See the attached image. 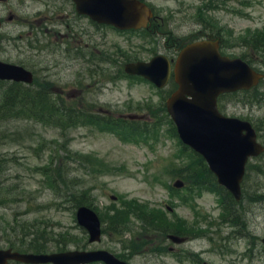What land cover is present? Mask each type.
Listing matches in <instances>:
<instances>
[{
  "label": "rangeland",
  "instance_id": "1",
  "mask_svg": "<svg viewBox=\"0 0 264 264\" xmlns=\"http://www.w3.org/2000/svg\"><path fill=\"white\" fill-rule=\"evenodd\" d=\"M149 1L160 15L166 17L170 29L177 36L197 32L196 30L200 27L196 23L201 20L209 22L210 26L217 27L212 26L214 31L224 37V49L231 55L237 56L246 52L247 44L251 42L254 33L264 34V0H218V8L207 9V12L199 8L207 0ZM47 3L48 0H0V16L4 20L2 32L5 34L19 32L21 25L26 24V21H21L26 18L30 22H36L46 13ZM60 5L65 8L68 6V4ZM10 15L15 18L9 20ZM82 26L85 31H91L90 25L86 22H83ZM100 32L102 36L98 34L93 40L104 43V47L110 48L113 43L127 46L125 39L128 35H122L108 28L101 29ZM131 39L135 43L138 42L135 36ZM85 41H87L86 37ZM14 48L7 40H4L0 47V59L23 61L33 65L32 62L35 64L38 58L42 57L24 55L20 48L17 51ZM164 48L161 44L158 51L163 53ZM256 54L255 66L264 68V54ZM35 67L38 69L36 65ZM42 72H45L48 88L58 91L59 86L64 85L66 92L79 91L78 87L69 84L73 81L72 75L59 77L43 69ZM65 84L68 85L65 86ZM262 96L264 97V94ZM85 97L86 102H94L96 107L101 105L104 109L114 112L115 116H126L134 113L146 114L143 103L149 102L153 105L158 102L160 95L147 83L124 80L116 83L96 82L90 87L89 92L85 93ZM223 107L224 113L242 119L248 118L251 122L259 123L260 119L264 118V103L248 106L237 103L235 97H229L223 101ZM160 112L156 111L157 115H161L160 120L155 122L154 126L148 125L156 135H145L140 133L142 131L133 132L134 138H127V140H120L117 134L104 132L103 128L91 125H79L68 129L67 138L61 137L54 127L42 126L30 120H13L3 127L0 125V135L3 136L0 137V152L6 157L17 159V163L12 167V175L16 173L12 181L24 185L28 191L37 196L38 202H48V209L44 208L41 212L31 210L29 214L18 217L11 213L14 209L13 205L21 206V210L16 211H22L27 210L28 206L36 209L37 204L23 201L19 204H9L5 208L0 207L2 237L0 247L6 248L4 239L13 236L15 232V229H10V225L23 227V233L27 234L29 231L26 226L29 223L45 219L42 222H46L50 227L44 225L42 227L50 232L49 238H52L53 233L58 230L67 231L74 235L77 241L85 243L84 248H101L116 254L122 253L131 264H264V252L260 245L254 243L252 246L256 252L255 258H243L241 253L247 247H251L246 239L239 236L229 241H221L215 234L212 235L205 230V228L208 229L211 220L219 218L222 211L214 192L201 191L196 195L197 200L192 208L182 200L180 201V195L169 188L175 179L173 172L179 167V162H175L178 157L179 143L174 137L168 116L161 109ZM139 128L143 130L146 126L139 124ZM66 143H68L67 149L63 148ZM53 158L59 167L69 166L71 170L76 169L79 176L78 184L89 191L90 201L96 205L97 211L106 223V234L102 236L99 243L89 244L87 237H81L79 227L69 210L54 208L52 201L58 203L55 199L56 192L34 172L36 167L45 168L52 165ZM89 160L96 165L99 172H93V174L89 173L91 171L87 168L81 170L77 168L79 162L88 164ZM262 160L264 156L262 159H253L251 162L257 165ZM173 162L176 164L172 166ZM180 163H183V160ZM248 173L250 177L249 181L247 180V187L249 191H253L255 186L253 180L263 181L264 179L260 175L250 173V170ZM109 195H114L116 199H110ZM131 198L136 200L132 202ZM118 199H123V203L127 206H122L123 203ZM140 201L149 202L153 209L163 212L162 217L170 224H179L184 228L187 233L185 236L188 238L186 242L175 244L165 239L164 234L150 237L138 230L134 234L121 235L120 225L122 224L117 222L118 227L115 228L116 215L125 210L132 211L133 209L129 208L130 205H144ZM167 206L171 207V213L164 210ZM120 208L122 210L119 212ZM243 208L246 210L250 233L257 237H264V203L251 202L247 198L243 202ZM13 218H16L18 223L8 225ZM124 218L126 219V216ZM134 219L131 216L129 218L130 229L139 228ZM156 225L158 224L155 223ZM5 227H7L6 230ZM200 227H204L203 230H199ZM223 235H225L224 232ZM48 239L44 241L47 245ZM49 245L52 243L50 242ZM71 248H74L73 244L68 245V249ZM177 256L181 258V262L177 260Z\"/></svg>",
  "mask_w": 264,
  "mask_h": 264
},
{
  "label": "water",
  "instance_id": "2",
  "mask_svg": "<svg viewBox=\"0 0 264 264\" xmlns=\"http://www.w3.org/2000/svg\"><path fill=\"white\" fill-rule=\"evenodd\" d=\"M77 8L93 18L119 27L138 26L148 18L147 9L134 0H75ZM140 72L150 73L148 66L140 65ZM1 76L13 77L10 67L1 70ZM179 89L168 100V111L178 126L182 140L191 144L209 161L210 168L218 174L220 182L228 185L239 196V181L248 155L261 151L254 141V132L244 122L222 117L216 110V95L221 91L247 88L259 75L240 59L220 56L217 45L201 41L187 46L179 57L175 72ZM191 96V98H187ZM243 129L246 133H242ZM79 222L90 232V240L98 238V221L85 208L78 211ZM172 239L178 238L171 236ZM264 243V239L262 240ZM5 255L27 262L52 260L57 264H76L103 259L108 264H123L110 254L73 252L54 255H19L0 252V262ZM6 257H4L5 259Z\"/></svg>",
  "mask_w": 264,
  "mask_h": 264
},
{
  "label": "trees",
  "instance_id": "3",
  "mask_svg": "<svg viewBox=\"0 0 264 264\" xmlns=\"http://www.w3.org/2000/svg\"><path fill=\"white\" fill-rule=\"evenodd\" d=\"M258 40V38H256ZM253 47L255 48L258 43L252 42ZM19 95V91L17 89L16 84H9L8 86L3 87V92L0 94V117H10L11 115H15V112H24L29 113L31 112L33 115H36L38 117H44L47 118V111L49 110L50 116L55 117L59 119V116L63 114V112L55 107L48 106V103L46 102L45 95L42 93H34L33 95V108H27V109H19L14 108L15 105V99H17ZM26 94H23L22 97H24ZM4 118V119H5ZM193 158L190 162L186 163L184 166L181 167V176L189 183H193L197 187L210 185L213 186L217 191H221V198L223 200L222 203H224L225 206V212L223 215V220H228L231 223H239L240 222V203H237L233 197L226 191H224L221 187H219L216 184L214 176L208 171L206 164L196 154H193ZM3 181L4 179L1 178ZM0 180V188L2 181ZM206 180V181H205ZM254 200L257 202H264V190L259 193L255 194L253 196ZM84 199L82 197H78V200H76V204L84 203ZM134 202V201H132ZM130 208H132L138 215H135L137 217L144 215L146 218L149 217L152 219V222H156L158 220V216L153 212V210L149 209L147 204L146 205H130ZM124 216H126V213H120L117 215V221L123 223L125 221ZM141 218V217H140ZM160 218V217H159ZM167 229L168 227L166 225L161 224V226L158 227L157 230ZM171 232L180 233L179 229L177 228H170ZM36 233L34 234V236ZM36 251L42 250L38 247H34Z\"/></svg>",
  "mask_w": 264,
  "mask_h": 264
}]
</instances>
